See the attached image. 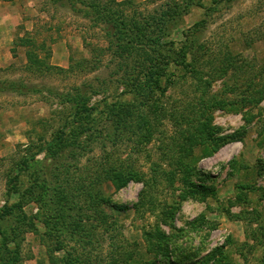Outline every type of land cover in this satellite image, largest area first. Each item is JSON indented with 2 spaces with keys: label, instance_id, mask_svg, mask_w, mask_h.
I'll return each mask as SVG.
<instances>
[{
  "label": "rangeland",
  "instance_id": "rangeland-1",
  "mask_svg": "<svg viewBox=\"0 0 264 264\" xmlns=\"http://www.w3.org/2000/svg\"><path fill=\"white\" fill-rule=\"evenodd\" d=\"M119 1H125L126 14L138 18L137 12L175 5V21L161 41L188 39L191 50L186 61L190 66L185 68L173 61L175 51L158 55L162 61H170L168 69L174 72V82L163 95L156 93L150 99L156 101L160 111L150 113V118H156L148 140L140 142L144 127L137 128L134 113L118 124L117 118H92L90 124L96 136L78 157L76 165L80 170L76 173L84 176V171H97L100 165L108 167L122 162L131 164L150 180L146 188L141 182L131 181L118 191L111 183L104 184L110 202L126 208L103 206L115 224L105 230L103 225L93 222V242L89 244L92 248L86 264H109L111 257L118 260L120 254L131 249L134 257L130 264H264V228L260 226L264 221V99L258 105L244 106L243 102L248 95L256 96L264 83V0ZM3 14H8L11 26L12 59L0 65V81L6 85L14 82L17 86H35L39 91L0 92V207L5 199L7 172L27 152H34L39 143L50 140L68 114V104H62L49 89L73 92L74 87L88 84L90 105L105 100L111 103L116 97L130 104L144 101L119 96L122 88L116 83L118 74L114 73L117 59H112L101 24H93L83 13H75L54 0H0V17ZM3 19L0 18V25ZM27 50L34 51L42 64L51 68L27 69ZM83 59L90 62L75 66ZM206 81H210L209 86H204ZM91 87L100 92L91 95ZM211 98L235 102L236 106L213 107ZM146 111L140 106V114ZM169 115L193 125L209 117L213 138L219 142L213 153L203 155L202 147L196 148L185 159L195 166L193 182L213 187L214 198L184 200L172 226L162 222V214L176 199L182 176H177V190L166 181L155 182L151 178L155 165V173L161 169L168 171L173 168L170 161L180 157V152L170 155L167 151L177 144ZM123 125L129 131L122 133ZM186 127L183 122L182 128ZM30 146L34 147L28 150ZM65 154H59L58 163L74 161ZM58 172L55 160L47 152L37 154L22 170L21 187L44 195L40 204L30 201L23 206L39 232L45 230V195L51 192L49 187L57 181ZM134 203L140 206L136 208ZM222 209L228 210V214ZM13 222L6 217L0 220V228L8 229ZM53 225L61 233L59 239L79 256L81 247L73 238L77 234L70 237L60 221ZM23 230L19 235L21 264H49L40 237L28 226L23 225ZM160 231L176 244L169 262L150 253L145 240V233L149 232L155 243ZM113 245L118 247L117 254ZM62 255V250L56 252L57 257Z\"/></svg>",
  "mask_w": 264,
  "mask_h": 264
},
{
  "label": "trees",
  "instance_id": "trees-1",
  "mask_svg": "<svg viewBox=\"0 0 264 264\" xmlns=\"http://www.w3.org/2000/svg\"><path fill=\"white\" fill-rule=\"evenodd\" d=\"M60 2L61 6H66L75 13H83L93 24H101L105 36L108 39V50H111L112 59L116 58L115 74H118L116 83L121 86L122 90L119 96H127L136 99L137 97L144 99L141 104H130L121 102L120 98H115L111 103L103 102L102 104H89L90 95H88V84L76 86L73 92H55L52 93L62 104H68V114L64 117L62 125L57 128L51 139L39 143L34 152H27L21 157L13 168L6 174L5 199L0 207V220L10 217L14 222L7 228H0V264H21V255L19 254V235L24 231L23 225L32 228L37 234L46 249V255L49 264H86L90 258L89 247L93 241L90 238L91 228L97 222L104 226L105 230L115 224L114 220H110L103 206L108 204L115 209H125L110 202V198L106 195L104 184L109 182L116 191L126 187L129 182H141L143 188L148 186L150 178L145 177L141 171L132 168L131 164L120 162L118 165L103 167L99 166L97 171H84V176L77 174L80 170L78 167V157H80L87 144L93 136H96L92 131L91 120L98 115L104 120L116 119V124L121 123L128 116L133 117V113L137 115L136 126L140 131V142L148 140L151 135V126L154 123L156 115L153 119L150 118V113L157 114L160 108H156V101L150 99L156 93L163 95L167 88L173 84L174 72L168 69L170 61L164 59L162 61L159 54L175 51L173 61L181 63L183 67L190 66L187 63L188 53L191 50V43L188 44V39L185 41H161L162 35L165 34L168 27L174 23L176 18V6L168 7L167 9H153L151 12L136 14L140 18L131 14L128 15L124 11L125 1L119 0H54ZM28 42V41H27ZM27 66L30 69L33 66L36 70H48L51 67L43 65L38 59L35 52L27 50L26 54ZM90 61L83 59L76 62V65L88 64ZM73 67V65H71ZM67 71L68 69H59ZM113 73V74H114ZM198 80V79H197ZM196 81V77H195ZM210 81H206L208 86ZM10 91L16 93H26L28 91H39L35 86L24 85L23 83L15 84L0 81V92ZM99 89L91 87V95L99 93ZM257 95H248L244 97V106L258 105L264 99V83L256 93ZM210 104L213 107L219 106L223 109L225 106L235 108V102L225 101L222 99H210ZM140 106L146 108V113L140 114ZM162 109V107H161ZM139 111V112H138ZM201 114L199 116L201 117ZM170 116V115H169ZM171 124L175 129L174 137L177 144L171 148H167L168 154L180 152V157L174 161H170L173 166L171 170L165 171L161 169L160 173H155L156 165L153 167V181H166L167 185L177 190L175 186L177 176L181 175L182 187H179V193L172 205L163 212L162 222L170 226L173 225L174 215L179 209L182 202L188 198L206 201L208 197L214 198V188L203 185L202 183H194L192 176L195 172V166L190 161H185L188 153L196 148L202 147V154L209 155L219 147L218 139L213 138V127L209 124V117L197 124L186 120L179 121L177 118L170 116ZM183 122L188 127L182 128ZM192 126V127H190ZM121 127V126H120ZM118 127V129H120ZM127 125L121 127V132L125 133ZM121 133V134H122ZM101 134V132H97ZM232 137V136H231ZM34 146H30L33 148ZM171 148V149H170ZM170 149V150H169ZM47 152L50 158L55 160V170L58 169V175L54 185L50 186V193L45 195L46 202L43 205L46 207V217L43 218L45 230L39 232L35 227V223L23 210V206L28 202H36L40 204L44 200V195L35 193L31 189H23L22 186V170L26 168L28 161L35 158L37 154ZM66 158H73L72 163L62 165L58 163V156L65 153ZM155 163L152 164V166ZM74 167V171H73ZM180 176V177H181ZM159 178V179H158ZM15 196V197H13ZM145 197V189L143 190V198ZM175 198V196H174ZM142 200V199H141ZM134 206H140V203H134ZM40 209L42 207L40 206ZM225 214L228 210L222 209ZM34 217H32L33 219ZM60 221L64 228L68 230L70 237L76 236L75 240L81 247L79 256L75 255V249L69 250L65 242L59 239L61 235L56 227L55 222ZM260 226L264 228V221L260 222ZM58 231V233H57ZM157 241L152 242L150 239L151 233H145L149 252L154 256H159L166 261L170 260L171 252L175 251V243H171L167 235L163 231ZM13 242V246L9 244ZM114 246V245H113ZM90 248V249H87ZM118 247H113V252L117 254ZM63 252L62 257H57V251ZM113 254V255H115ZM120 254L118 262L116 257H111L109 264H130L133 260L134 249H131L127 254ZM81 257V258H80ZM84 258V259H82ZM118 262V263H117ZM169 262V261H168Z\"/></svg>",
  "mask_w": 264,
  "mask_h": 264
},
{
  "label": "crops",
  "instance_id": "crops-1",
  "mask_svg": "<svg viewBox=\"0 0 264 264\" xmlns=\"http://www.w3.org/2000/svg\"><path fill=\"white\" fill-rule=\"evenodd\" d=\"M5 18L1 21L0 25V65L3 62H7L8 60L12 59V55L10 53V48H11V42L12 38H10V30L11 26L9 24V21H7L8 14L5 16L0 17Z\"/></svg>",
  "mask_w": 264,
  "mask_h": 264
}]
</instances>
